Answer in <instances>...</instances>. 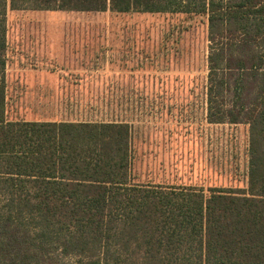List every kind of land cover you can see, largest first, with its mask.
Segmentation results:
<instances>
[{
    "label": "trees",
    "instance_id": "16d2710c",
    "mask_svg": "<svg viewBox=\"0 0 264 264\" xmlns=\"http://www.w3.org/2000/svg\"><path fill=\"white\" fill-rule=\"evenodd\" d=\"M9 10L205 17L206 118L248 125L246 188L133 182L123 121L8 119ZM0 264H264V0H0Z\"/></svg>",
    "mask_w": 264,
    "mask_h": 264
},
{
    "label": "rangeland",
    "instance_id": "374dc122",
    "mask_svg": "<svg viewBox=\"0 0 264 264\" xmlns=\"http://www.w3.org/2000/svg\"><path fill=\"white\" fill-rule=\"evenodd\" d=\"M57 35L63 39H45ZM59 42L69 50H44ZM7 43L8 119L123 121L132 130L133 182L246 188L248 125L206 118L205 17L9 10ZM46 55L60 57L54 66L63 80L48 89L47 104L24 78L25 68L45 66Z\"/></svg>",
    "mask_w": 264,
    "mask_h": 264
},
{
    "label": "crops",
    "instance_id": "0c3cea01",
    "mask_svg": "<svg viewBox=\"0 0 264 264\" xmlns=\"http://www.w3.org/2000/svg\"><path fill=\"white\" fill-rule=\"evenodd\" d=\"M60 36H63V35H57V37H54V38L45 37V39H55V40L63 39V37H60ZM6 43H7V34H6ZM43 47H44L45 51L52 52V51H55L56 47L57 48L60 47V49L67 47V49L69 50L70 45L62 44L59 42L56 44L47 43V44H44ZM7 49H8V43H7ZM60 49H58V50H60ZM45 58H47L49 60L48 62L44 63L45 66L36 67L33 69L32 68H25L24 69L25 80L27 82H34V83H32V86H34L37 90V92H36V97H38L37 103H41V102L43 103V101H40V99L43 97H45V98L46 97H52L53 94H49L48 89L59 88L61 86V81H63L57 75V74H59L60 70H58L54 66V63L58 64L60 62V57H57L54 55H46ZM68 62H69V59H68ZM6 71H7V67L5 70V102H6V78H7ZM62 71H65V70L63 69ZM27 84H26V87H28ZM45 102L47 104L50 102V100L47 101V98H46ZM205 104H206V102H205ZM80 119H82V118H80ZM80 119H77V118H74V119H64V118L57 119L56 117H53V116H43V117H39V119H37L35 121H60V120L73 121V120H80ZM84 119H86V118H84ZM209 123H211V122H209Z\"/></svg>",
    "mask_w": 264,
    "mask_h": 264
}]
</instances>
